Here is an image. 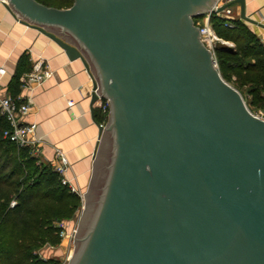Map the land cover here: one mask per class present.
Returning a JSON list of instances; mask_svg holds the SVG:
<instances>
[{
	"label": "water",
	"instance_id": "obj_1",
	"mask_svg": "<svg viewBox=\"0 0 264 264\" xmlns=\"http://www.w3.org/2000/svg\"><path fill=\"white\" fill-rule=\"evenodd\" d=\"M9 1L110 100L69 264H264V120L200 40L216 0Z\"/></svg>",
	"mask_w": 264,
	"mask_h": 264
},
{
	"label": "crops",
	"instance_id": "obj_2",
	"mask_svg": "<svg viewBox=\"0 0 264 264\" xmlns=\"http://www.w3.org/2000/svg\"><path fill=\"white\" fill-rule=\"evenodd\" d=\"M231 14L223 18L239 19L240 5H230ZM245 12L264 24V0H245ZM255 36L264 41V28L244 21ZM73 43V42H72ZM26 59L18 64L22 54ZM43 59L53 69V74L40 84L23 87L20 77L30 71L37 59ZM0 64L7 68L4 83L8 85L14 75H19L20 92L30 102L25 121L36 122V135L43 140L40 159L48 163L54 148L62 149L70 162L67 175L82 191L87 192L103 133L100 135L95 111H91L93 73L80 59L70 60L65 51L52 39L34 28L21 24L8 8L0 3ZM91 66V64H90ZM10 89V88H9ZM68 101H72L70 106Z\"/></svg>",
	"mask_w": 264,
	"mask_h": 264
},
{
	"label": "trees",
	"instance_id": "obj_3",
	"mask_svg": "<svg viewBox=\"0 0 264 264\" xmlns=\"http://www.w3.org/2000/svg\"><path fill=\"white\" fill-rule=\"evenodd\" d=\"M68 1L73 2L64 0ZM210 21L221 36L236 43L233 48L216 46L218 70L225 80L226 75H233L240 84L248 83L250 94L256 98L264 91L262 43L240 18L230 20L212 14ZM25 59L24 53L18 64ZM18 76L14 75L9 84L13 94L18 92ZM100 115L95 111L97 120ZM5 126L0 119V264H57L52 258L39 259L35 251L45 242L58 243L59 229L53 222L55 218H72L79 197L61 183L49 163L35 164L36 158L27 148L4 139L1 132ZM12 199L16 201L13 206Z\"/></svg>",
	"mask_w": 264,
	"mask_h": 264
},
{
	"label": "built area",
	"instance_id": "obj_4",
	"mask_svg": "<svg viewBox=\"0 0 264 264\" xmlns=\"http://www.w3.org/2000/svg\"><path fill=\"white\" fill-rule=\"evenodd\" d=\"M232 0H216L211 9L205 14V16L200 17L201 22L197 23L195 18V24L199 30V36L201 42L210 50L217 66L215 59V48L217 44H221L228 48L234 47V42L221 36L216 29L213 27L210 19L212 14L220 15L221 12L226 14H231L232 10L230 6L225 7L222 11L218 12V8L222 5L228 4ZM0 3L5 5L9 11L13 12L17 18L20 20L22 16L14 10L9 0H0ZM229 23V26H232ZM262 46L264 48V41H262ZM91 70V66L89 67ZM92 71V70H91ZM8 71L4 64H0V119L6 122V126L2 129V137L10 142H13L18 147H25L28 149L30 154L35 158H40L43 140L41 137L36 135L37 124L36 122L25 121V116L30 109V102L26 99L20 92L13 94L8 88V85L4 83V77L7 75ZM53 74V69L48 62L39 58L32 64L31 70L20 77V82L23 87H31L45 81ZM93 81H97L93 73ZM98 82V81H97ZM98 87L94 90L97 92ZM90 93V94H91ZM100 99L96 103H100V106L104 110L110 108V100L107 98L104 101V97L97 92ZM262 97L264 99V91L262 92ZM69 105H72V101H68ZM95 103V104H96ZM253 114L264 120V108L261 111L253 112ZM53 171L57 173L62 184L67 185L72 192L78 193V186L72 182L71 178L68 177L67 172L70 167L69 159L66 153L60 149L54 148V156L52 160L48 162ZM83 197L84 192L79 193ZM15 200L11 201V206L15 204ZM56 226L59 229L60 235H67L68 232V222L67 221H57ZM75 231V230H74Z\"/></svg>",
	"mask_w": 264,
	"mask_h": 264
},
{
	"label": "rangeland",
	"instance_id": "obj_5",
	"mask_svg": "<svg viewBox=\"0 0 264 264\" xmlns=\"http://www.w3.org/2000/svg\"><path fill=\"white\" fill-rule=\"evenodd\" d=\"M39 2L46 3V4H48L50 6H54V7L67 8L73 4L74 0H73V2H71V1L70 2L69 1L64 2V0L63 1L62 0H39ZM196 19H197V23L201 22L200 17L196 18ZM245 39H246V37H244V40ZM229 40H231V39H229ZM231 41H233V40H231ZM233 42H234V46H236L235 41H233ZM219 45H221V44H217V46H219ZM214 56H215V59L217 62V68H218L219 67V61H218V56H217L216 50H215ZM91 70H92V68H91ZM92 72H93V70H92ZM93 74H94V72H93ZM94 76L96 77L95 74H94ZM226 77L228 78V79L226 78L227 79L226 81H228L230 84H232L236 89H238L240 91V93L242 94L248 108L252 112H258L264 108V106H263L264 103H263V99H262L263 90L255 98L249 92L248 83L240 84L238 82L237 77L233 76V75L232 76L226 75ZM96 79H97V77H96ZM103 99H104V101H106L107 97L104 96ZM110 111H111V108L104 110L102 107L100 109L101 115H100L99 119H100V121H102L104 123V126H106L108 123ZM34 163L35 164H39V163L44 164L46 162L42 161L40 158H36ZM78 188H79V190H78V193H76V194L79 197V205H78V208L76 209V211L74 213V216L70 219L55 218V220L53 222V223H56L57 221H61V220L67 221L68 226L71 228L72 232L70 231L71 233L68 232L67 235L61 236L60 232L58 231V233H59L58 243L51 244L49 242H45L40 247H38L35 252H36L39 259L46 260V259L52 258L55 262H57V264H69V261H70L71 257L73 256V253L75 250V242H74L75 241V234L77 232V228H78L80 218H81L83 211L85 209V202H86L85 192L82 191V189L80 187H78ZM87 191H88V189H87ZM81 192H84L83 197H81V195L79 194ZM11 201H13V199Z\"/></svg>",
	"mask_w": 264,
	"mask_h": 264
}]
</instances>
